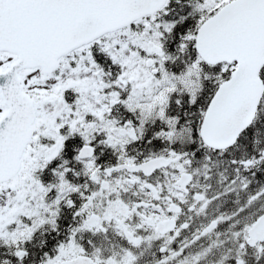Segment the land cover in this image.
I'll list each match as a JSON object with an SVG mask.
<instances>
[{
    "label": "snow or ice",
    "instance_id": "1",
    "mask_svg": "<svg viewBox=\"0 0 264 264\" xmlns=\"http://www.w3.org/2000/svg\"><path fill=\"white\" fill-rule=\"evenodd\" d=\"M0 264H264V0H0Z\"/></svg>",
    "mask_w": 264,
    "mask_h": 264
}]
</instances>
